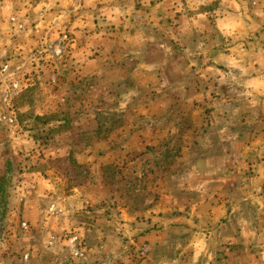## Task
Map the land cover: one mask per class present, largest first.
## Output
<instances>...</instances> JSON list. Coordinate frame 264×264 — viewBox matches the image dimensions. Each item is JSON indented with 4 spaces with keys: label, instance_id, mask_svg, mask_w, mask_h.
Segmentation results:
<instances>
[{
    "label": "rangeland",
    "instance_id": "rangeland-1",
    "mask_svg": "<svg viewBox=\"0 0 264 264\" xmlns=\"http://www.w3.org/2000/svg\"><path fill=\"white\" fill-rule=\"evenodd\" d=\"M0 264H264V0H0Z\"/></svg>",
    "mask_w": 264,
    "mask_h": 264
}]
</instances>
